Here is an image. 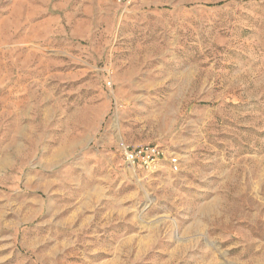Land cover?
Segmentation results:
<instances>
[{"label": "rangeland", "instance_id": "obj_1", "mask_svg": "<svg viewBox=\"0 0 264 264\" xmlns=\"http://www.w3.org/2000/svg\"><path fill=\"white\" fill-rule=\"evenodd\" d=\"M0 264H264V0H0Z\"/></svg>", "mask_w": 264, "mask_h": 264}, {"label": "built area", "instance_id": "obj_2", "mask_svg": "<svg viewBox=\"0 0 264 264\" xmlns=\"http://www.w3.org/2000/svg\"><path fill=\"white\" fill-rule=\"evenodd\" d=\"M119 3L130 4L132 0H118ZM107 84L110 83L107 81ZM119 152L127 165L133 168L150 170L157 166L158 162L166 158L165 151L152 144L142 146H130L124 142L119 143ZM174 171H178V165L173 166Z\"/></svg>", "mask_w": 264, "mask_h": 264}]
</instances>
